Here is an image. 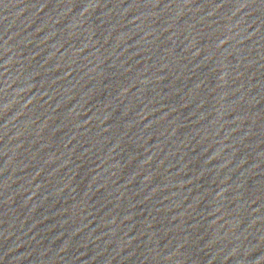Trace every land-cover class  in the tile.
<instances>
[{"label":"water","instance_id":"obj_1","mask_svg":"<svg viewBox=\"0 0 264 264\" xmlns=\"http://www.w3.org/2000/svg\"><path fill=\"white\" fill-rule=\"evenodd\" d=\"M0 264H264V0H0Z\"/></svg>","mask_w":264,"mask_h":264}]
</instances>
